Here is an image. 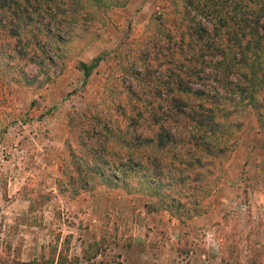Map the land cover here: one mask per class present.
<instances>
[{
	"label": "rangeland",
	"instance_id": "rangeland-1",
	"mask_svg": "<svg viewBox=\"0 0 264 264\" xmlns=\"http://www.w3.org/2000/svg\"><path fill=\"white\" fill-rule=\"evenodd\" d=\"M171 2L128 0L99 14L98 37L75 42L65 66L47 53L43 62L34 57L0 74V264H264V132L251 108L242 112L228 159L216 165L201 214L151 211L148 198L121 183L94 185L77 197L56 185L65 170L68 116L96 106L113 79L116 90L148 89L136 74L154 67L153 58L135 41ZM98 56L85 78L77 60ZM159 68L153 80L162 82ZM205 84L233 93L228 81L209 76Z\"/></svg>",
	"mask_w": 264,
	"mask_h": 264
},
{
	"label": "trees",
	"instance_id": "trees-1",
	"mask_svg": "<svg viewBox=\"0 0 264 264\" xmlns=\"http://www.w3.org/2000/svg\"><path fill=\"white\" fill-rule=\"evenodd\" d=\"M126 1L0 0V74L34 57L43 62L47 53L65 66L75 42L98 37L99 14ZM135 42L153 58L154 67L136 74L148 89L116 90L113 79L96 106L68 116L65 170L56 185L77 197L94 185L121 183L148 198L151 211L201 214L245 109L257 113L264 132V0H172ZM102 59L77 60L76 68L88 78ZM157 67L162 82L153 80ZM120 70L127 72L125 58ZM209 76L228 81L229 93L241 98L205 90Z\"/></svg>",
	"mask_w": 264,
	"mask_h": 264
}]
</instances>
